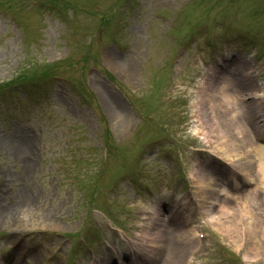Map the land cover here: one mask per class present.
Masks as SVG:
<instances>
[{"label":"rangeland","instance_id":"374dc122","mask_svg":"<svg viewBox=\"0 0 264 264\" xmlns=\"http://www.w3.org/2000/svg\"><path fill=\"white\" fill-rule=\"evenodd\" d=\"M56 1L66 5L68 11L71 9L69 12L75 10L73 17L60 13L52 17L44 9L32 6L31 0H17L12 7L0 9V83L28 69L43 75L39 66L46 64L44 69L49 71L47 67L52 62V72L60 76L52 80L47 96L39 93L36 96L33 91L30 97L26 90L0 100V210L21 204L29 197L36 202L30 213L26 210L18 214L16 224H12L11 218L3 220L0 214V230L7 234L0 238V264L108 263L112 248L119 251L128 248V242L108 231L110 220L98 210L108 212L111 204L110 216L134 235L140 231V225L152 221L150 235L160 231L162 239L168 229L166 221L170 219L169 224L176 225L173 231L179 234V243L175 257L171 256L168 264L171 261L185 264L184 259L193 247H200L194 255V264H216L220 243L235 249L240 264H264V220L260 221V213L253 211L250 204L246 207L252 211L255 223L251 224L250 216V221L244 224L243 236L237 231L225 234L227 227L221 222H205L199 226L209 227L214 238L202 239L192 237V227L187 224L193 221L194 212L200 215L204 209L197 204L194 211L191 209L193 212H173L171 201L165 200L166 178L175 169L178 177L186 176L185 184L190 189L195 185L192 165L198 170L201 166L208 167L209 173L214 166V187L228 181L229 168L224 171L216 167H228L226 163L231 157L211 150L209 144L193 135V92L203 73L213 82L219 81L223 74L219 66L230 65L231 59L239 57L245 61V53L249 57L255 55V74L259 76L247 73L246 81L253 86V94L261 97L258 107L264 112V28L261 27L264 1ZM258 2L261 4L256 6ZM251 13L256 18L253 22ZM226 36H234L238 41L226 42ZM124 58L131 62V68L121 72L112 61ZM212 68L214 72L210 73ZM216 68H220L218 72ZM80 82L94 94L96 105H100L115 146L112 154H106L98 135L101 119L79 96ZM150 83L155 88L149 91ZM139 90L142 103L138 104L132 95ZM210 91L214 92V87ZM160 94L163 97L158 101ZM139 105L143 112L139 128L134 130L140 118ZM254 105L257 103L251 106ZM257 116L246 125L252 126L251 136L262 142L257 125L264 121ZM157 136H163V140L144 148L143 141ZM242 137L244 145L250 148L246 136ZM167 138L172 139L169 144L179 152L173 157H180L179 160L160 149L156 153L157 145L169 148ZM141 144L143 154L138 153ZM82 155L90 161H81ZM99 158H107L104 168L98 169L102 173L99 185L107 189L98 193L92 206L89 175L98 171L95 160ZM139 158L144 166L137 161ZM246 158L240 163L243 172L253 165L251 159L255 161L254 157ZM146 165L153 170L145 169ZM136 168L141 169L140 181L148 188L123 182L109 204L108 186L125 171ZM232 168L236 169L235 179L240 178L239 169L235 165ZM249 174L253 171L249 170ZM186 193L182 190L181 194ZM207 193L200 204L209 201L210 196L214 200L220 198L216 192ZM197 197L202 198L198 193ZM259 199L264 206V199L261 196ZM160 200L167 203L160 205V213L151 220L152 204ZM234 202L231 200L229 204ZM204 227L202 230H206ZM162 254L151 264L158 263Z\"/></svg>","mask_w":264,"mask_h":264},{"label":"bare ground","instance_id":"6f19581e","mask_svg":"<svg viewBox=\"0 0 264 264\" xmlns=\"http://www.w3.org/2000/svg\"><path fill=\"white\" fill-rule=\"evenodd\" d=\"M237 60V62H236ZM233 60L231 65L228 68L225 69V74L223 77L216 82L210 81L207 79L203 80L200 83V90L195 96V102H194V120H195V130L198 134L201 135V138L205 140V142L209 143L210 145H213L214 143H218L215 147L216 150H218L220 153L226 154L230 156L231 158H234L235 156H238L242 153L245 157L248 156L246 159H251V157H254L256 166L254 169V174L250 175L247 174L246 180H251L254 182L249 188L241 189V193L239 195H233L230 196V192L227 188H217L214 187V177L209 173L208 167H198V169L194 170V176H195V182L197 185V192L199 195L202 196L201 201H204L206 196H208L207 191H210V193L216 192L220 193L222 192L225 194V196L221 199L220 206L218 208V211L214 215H210V219L217 222L219 221V211H224L228 207L231 206L229 202L231 200H243L246 203L250 204L255 211H258L260 213V221L264 220V206L260 204V196L263 199V192H264V146L260 147H254L253 145H250V148H247L246 145L242 142L243 137L246 136L245 139H248V131L244 128L243 124L236 118L237 115H241L244 113H252V116L254 117V109L250 107V104L243 105L244 102H246L248 93L250 90H252L253 87L249 85V83H245L241 76H243V72L241 71V67L243 64L238 63V59ZM232 61V60H231ZM112 65L120 70L121 72H124L127 68L130 69L131 62H129L127 59H114L112 61ZM211 85V87H214V92L210 91L208 88ZM103 102L105 101L103 95L101 94ZM251 100V99H249ZM207 103V105H206ZM205 105L207 108H205ZM259 102L257 103V106H259ZM222 116L225 117V119L222 118ZM255 118V117H254ZM242 135V136H241ZM23 143V142H22ZM248 143L250 144V141L248 139ZM252 146V147H251ZM245 149V150H243ZM229 158V159H231ZM251 159L250 161H252ZM243 162V161H242ZM241 160L236 162L238 165H241ZM243 166V165H241ZM240 166V167H241ZM253 168V167H252ZM246 172H249L246 170ZM245 180V181H246ZM21 190H25L24 186L21 187ZM210 199H214L213 196H210ZM219 200V199H216ZM211 201V200H210ZM209 201V202H210ZM167 202L165 200L155 201L153 205V210L151 215L149 216L152 219H154V216H157L160 213V205L165 206ZM208 201H205V205H202L204 209H208ZM31 202L24 205L25 207L24 211H28L30 213L31 210L29 208L31 207ZM255 207H254V206ZM23 209V208H22ZM20 210V209H18ZM22 211V212H24ZM212 212V211H211ZM210 212V214H211ZM21 212L18 211L15 214H12L9 216L11 218L12 224H16L18 222V218ZM251 224L255 223V220L253 217L251 218ZM250 221V220H249ZM10 223V222H9ZM152 224V221H150L148 224L143 226L141 229V232L139 233L140 236L150 234L151 228L150 225ZM221 224H227L222 223ZM228 224H232L233 227L237 226V224H240L237 219H230ZM166 226V224H164ZM227 229L230 227L229 225H226ZM248 231L251 229L250 227H247ZM264 235V232H263ZM163 242L161 239L160 231H157V233H154V236L152 239H144L143 243L151 242L150 246L151 249H148V259L150 257H153L155 253H159L162 244L160 242ZM250 249H255V247H251ZM259 250V248H257ZM152 259V258H151ZM152 262V261H151ZM146 264V263H142Z\"/></svg>","mask_w":264,"mask_h":264}]
</instances>
